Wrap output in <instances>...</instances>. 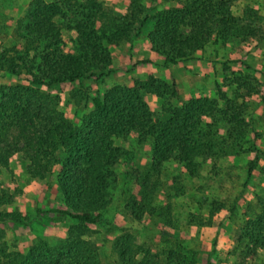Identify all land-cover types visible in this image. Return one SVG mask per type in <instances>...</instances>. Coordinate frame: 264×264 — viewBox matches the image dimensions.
Wrapping results in <instances>:
<instances>
[{"label": "trees", "instance_id": "1", "mask_svg": "<svg viewBox=\"0 0 264 264\" xmlns=\"http://www.w3.org/2000/svg\"><path fill=\"white\" fill-rule=\"evenodd\" d=\"M143 1L130 0L127 11L117 15L100 0H31L26 14L15 21L10 39L4 33L13 19L3 16L0 78L11 75L25 84L0 85V209L16 203L19 191L1 178L22 154L31 179L45 180L60 167L57 184L64 208H37L35 219L44 217L56 224L68 217L77 223L69 227L60 244L39 240L23 253L7 241L6 228L28 227L33 220L19 210H0V264H103L102 249L91 240V226L103 222L111 205L114 168L124 155L116 139L134 137L139 145L150 143L153 176L175 161L196 178L198 164L210 160L217 164L228 156L229 149L241 147L249 128L245 117L248 100L256 94L257 80L230 72L227 62L223 82L215 83L214 99L192 97L181 106L173 105L180 101L175 81L149 76L134 79L131 85H114L94 97L93 109L78 125L60 109L59 96L42 90L110 77L114 73L110 48L126 44L133 49L150 24V50L163 58L165 65L197 59L195 55L211 43L264 39L254 9L234 14L242 0H176V5L167 9L157 5L146 8ZM72 32L76 34L71 41L74 50L66 52L62 36ZM242 65L256 72L247 62ZM149 95L163 102L159 119L146 101ZM165 116H169L167 121ZM220 124L225 128L223 138L215 130ZM151 179L139 181V192L126 204L137 222L156 211L151 201L160 182L154 185ZM259 207L260 212L243 222L238 235L237 249L247 258L264 251V197ZM216 245L217 239L213 254ZM111 252L109 264H200L199 253L183 244L155 250L142 244L133 232L117 237Z\"/></svg>", "mask_w": 264, "mask_h": 264}, {"label": "rangeland", "instance_id": "2", "mask_svg": "<svg viewBox=\"0 0 264 264\" xmlns=\"http://www.w3.org/2000/svg\"><path fill=\"white\" fill-rule=\"evenodd\" d=\"M100 1L117 15H121L127 11L130 0ZM0 2H4L7 9L13 7L12 0ZM143 3L146 8L157 5L159 9H167L175 6L176 0H144ZM246 8L256 11L257 26L264 36V0H242L234 8V14L242 15ZM25 14L26 11L20 17H11L13 21H7L11 26L4 33L6 39L11 38L15 21ZM2 18L0 15V23H4ZM151 29L152 24L143 29L141 37L134 42L133 49L126 44L113 47L117 51L114 54L115 64L113 63L112 68L114 65L116 68H113L114 73L110 77L42 87V90L59 96L60 109L68 119L77 125L80 124L82 117L93 109L94 97L102 96L114 85H131L134 79L140 77L136 69L138 64H143V68L148 66L154 68L156 72L152 70L150 76H153V73L165 74L163 67L169 65L163 64V58L158 56L161 64L158 63L159 59L152 60L153 64L144 63L150 57L147 37ZM62 38L67 44L66 52H73L74 45L71 41L76 39V34L63 33ZM202 52H198L196 58H204L211 63L220 60L222 65L219 67L220 71L225 69L226 65L234 74L252 76L257 80L256 94L248 100L245 114L249 124L245 139L240 148L229 149L230 154L218 161L219 163L214 164L210 160L198 164L200 169L196 178H191L175 161L165 164L160 174L153 176L150 143L139 145L134 137L126 140L116 139V146L123 149L124 155L114 168L115 180L109 191L111 205L104 213L103 222L91 226V240L101 247L103 264H109L113 260L111 252L113 242L126 232H133L142 244L155 250H162L174 243L183 244L199 253L200 264H264V251H259L255 257L247 258L241 253V249H237L238 235L243 222L260 212L259 200L264 197V39L246 42L236 39L230 40L227 44L211 43ZM128 54L133 58L130 64L127 60ZM138 59L142 60L135 64ZM225 62L227 63L224 65ZM243 62H247L256 72L247 71L242 65ZM134 65L136 66L133 67ZM214 68L218 67L214 65ZM223 80L224 77L218 82L221 84ZM216 82L205 80L203 92L195 97L216 98ZM15 84L25 82L11 75L0 78V85ZM212 84L213 92L210 91ZM81 99L82 104L78 106L77 101ZM181 103L183 102L180 100L173 102V105L181 106ZM152 111L159 119L162 109L153 108ZM168 119L169 116H165L164 120ZM215 130L218 137L223 138L225 128L220 124ZM58 156L62 157L63 154L59 153ZM27 166V160L20 154L12 162L10 170L1 178L4 184L13 185V189L19 192L14 205L0 210L13 212L22 208L23 213L33 220L28 227L10 225L6 228L7 241L13 242L14 250L23 253L39 240H46L53 245L60 244L66 238L69 227L77 223L68 217H64L62 222L56 224L44 217L35 219L37 208L43 210L64 208L57 184V172L60 167L57 166L52 176L41 181L31 179L27 175ZM148 176H152L151 182L154 185L157 181L160 182L151 201V206L155 207L156 211L152 216L147 215L143 221L137 222L128 213L126 204L132 194L139 192V181L147 179ZM25 207L31 208V211H25ZM163 211L165 214H162ZM212 211H216L214 216L211 215ZM216 239V251L213 254V243Z\"/></svg>", "mask_w": 264, "mask_h": 264}, {"label": "crops", "instance_id": "3", "mask_svg": "<svg viewBox=\"0 0 264 264\" xmlns=\"http://www.w3.org/2000/svg\"><path fill=\"white\" fill-rule=\"evenodd\" d=\"M3 1V0H0ZM49 1V0H46ZM13 7H4V2H0V15L1 16H9V17H20L27 9V5L31 2V0H12ZM24 11V12H21ZM149 26V25H147ZM146 26V27H147ZM149 46V44H148ZM130 47V45H128ZM150 47V46H149ZM112 55H113V63L115 64V51L113 47L110 48ZM121 49V48H116ZM150 53V57H148L147 60H155L159 59L158 56H155L150 48L148 49ZM199 53H203L202 51ZM201 55V54H200ZM226 57V56H225ZM132 55H127V60L129 64L132 62ZM142 59H138L135 61V64L138 63V61H141ZM158 63L161 64L162 61L159 59ZM214 65L218 68H214ZM211 66V67H210ZM220 60H215L214 62H207L204 58H199L196 60H186L183 61L177 65H169L164 66L163 70L165 74L162 73L156 74L153 73V76L163 79L164 81H172L174 80L178 91L180 94V100L182 102H185L192 97L197 96L198 94L203 92V82L207 79L213 82H218L221 80L222 77H224L223 70L220 71L219 67H221ZM113 68H116L115 65ZM137 73L140 75L137 79L145 80L147 79L150 74L152 73V70L154 68H151V66H148L146 68H143V64H138L136 66ZM156 72V71H155ZM214 85L212 84V89L210 91H214L213 89ZM146 101L149 104L151 109H160L162 108L163 102L160 98L156 96H147ZM9 183V182H6ZM31 211V208L25 207V211ZM21 212H24L22 208L20 209Z\"/></svg>", "mask_w": 264, "mask_h": 264}]
</instances>
